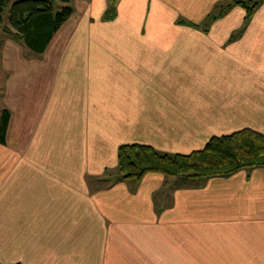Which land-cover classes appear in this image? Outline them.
<instances>
[{
	"label": "crops",
	"instance_id": "1",
	"mask_svg": "<svg viewBox=\"0 0 264 264\" xmlns=\"http://www.w3.org/2000/svg\"><path fill=\"white\" fill-rule=\"evenodd\" d=\"M72 1L40 56L0 26V264H264V168L108 176L122 145L189 155L264 135V5L231 41L239 7L207 32L176 25L231 0Z\"/></svg>",
	"mask_w": 264,
	"mask_h": 264
},
{
	"label": "trees",
	"instance_id": "2",
	"mask_svg": "<svg viewBox=\"0 0 264 264\" xmlns=\"http://www.w3.org/2000/svg\"><path fill=\"white\" fill-rule=\"evenodd\" d=\"M72 0H0V26L4 16L9 26L4 27L6 35L23 43L31 52L45 53L54 35L73 14L71 7L59 10V4H68ZM118 0H113L116 3ZM264 5V0H231L216 16L208 21L213 24L224 18L234 8L245 11L240 31L231 41L238 40L252 22L255 14ZM116 6V5H115ZM112 6L106 14V22L117 16ZM179 27L200 31L199 26L191 22H177ZM207 32L208 29H203ZM11 113L4 109L0 113V144L5 145ZM118 172L120 181L140 182L148 174H161L167 178L188 181H202L216 177H228L242 170L264 168V135L251 130H243L231 135L213 137L206 146L189 155L164 153L151 146L128 144L118 150Z\"/></svg>",
	"mask_w": 264,
	"mask_h": 264
},
{
	"label": "rangeland",
	"instance_id": "3",
	"mask_svg": "<svg viewBox=\"0 0 264 264\" xmlns=\"http://www.w3.org/2000/svg\"><path fill=\"white\" fill-rule=\"evenodd\" d=\"M13 2H14V0H11V5L13 4ZM60 6H59V10H61L63 7H71L74 11L76 10V7H75V2L74 1H71L70 3H68V4H59ZM218 11V10H217ZM216 14V13H215ZM219 14V13H218ZM217 14V15H218ZM216 16V15H215ZM210 18H212V16L210 17ZM197 22V21H196ZM9 24V22H8V18H7V16L5 15L4 16V24L2 25V27L4 28V27H7V26H9L8 25ZM193 25H195V26H199V28L202 30V31H204L203 29H212V25H213V23L211 22V21H208L207 20V22H203V23H201V24H199V23H196V24H194V23H192ZM2 34V33H1ZM35 54V53H34ZM35 55H37V56H40L39 54H35ZM1 76V75H0ZM1 78L2 77H0V80H1ZM108 176L109 177H111V179L112 180H115L116 178L117 179H119V177H121V174L118 172V170H115V171H109V173H108Z\"/></svg>",
	"mask_w": 264,
	"mask_h": 264
}]
</instances>
